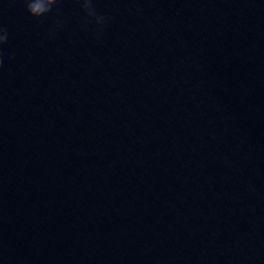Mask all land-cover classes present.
I'll return each instance as SVG.
<instances>
[{
	"label": "water",
	"instance_id": "obj_1",
	"mask_svg": "<svg viewBox=\"0 0 264 264\" xmlns=\"http://www.w3.org/2000/svg\"><path fill=\"white\" fill-rule=\"evenodd\" d=\"M92 4L0 0V264H264V0Z\"/></svg>",
	"mask_w": 264,
	"mask_h": 264
},
{
	"label": "clouds",
	"instance_id": "obj_2",
	"mask_svg": "<svg viewBox=\"0 0 264 264\" xmlns=\"http://www.w3.org/2000/svg\"><path fill=\"white\" fill-rule=\"evenodd\" d=\"M81 4V11L84 13L82 24L86 28L89 24H93L98 34H102L106 24V18L96 14L93 7L92 0H77ZM25 5V12L32 18L39 20L41 17L46 16L52 10L53 5L58 4L59 0H23ZM57 27H60L58 24ZM4 35H0V45H3L7 40V30L0 29ZM2 63V57H0Z\"/></svg>",
	"mask_w": 264,
	"mask_h": 264
}]
</instances>
